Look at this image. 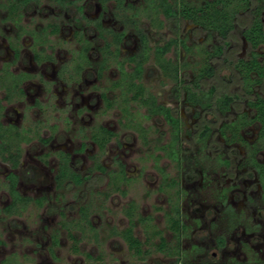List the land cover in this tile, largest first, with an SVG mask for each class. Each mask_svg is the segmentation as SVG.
<instances>
[{
  "label": "rangeland",
  "instance_id": "obj_1",
  "mask_svg": "<svg viewBox=\"0 0 264 264\" xmlns=\"http://www.w3.org/2000/svg\"><path fill=\"white\" fill-rule=\"evenodd\" d=\"M4 1L0 0V3ZM185 1L192 4L202 2ZM126 2L132 6H127ZM144 3V0H124L118 7L114 0H107L104 5L98 0H75V5L84 8L79 12L75 5L59 9L49 0H36L24 10L21 24L30 30L46 26L48 33L50 25L56 23L58 32L48 33L46 53L52 56L51 61L42 60L40 63L33 59L30 35H22L19 42L21 54L12 62L11 70L28 72L33 77L23 83L25 94L22 97L10 103L2 102L0 121L3 125L16 124L20 132L16 137L12 128L6 127L10 130L6 141L11 149L18 147L20 153L18 165L13 169L18 175L17 191L32 200L42 198L43 202L39 206L31 201L14 214L2 212L10 202L5 175L12 170L0 156V264H173L174 259L157 253H152L142 263L128 254L120 239L108 237L110 228L117 231L128 228L127 214L130 213L135 222L133 234L142 243L153 236L155 230L160 231L166 240L171 239L164 213L170 206L168 194L174 196L178 187L160 191L162 174L177 178L179 187L184 190V194L179 195L178 207L187 228L181 240V250L187 256L185 264H201V260H209L212 255L217 264H264V196L261 185L257 174L245 167L246 149L238 143H224L216 130L221 122L233 118L239 110L252 115L246 99L234 105L228 116L218 118L204 112L188 104L184 96L173 95V81L164 76L153 55H149L140 83L145 97L148 94L155 96L182 122V146L189 159L181 164V168L158 148L171 136L161 116H146L145 107L136 100L129 101L127 107L123 103V81L120 80L117 61L125 70L131 71L124 58L139 49L135 26L147 34L152 47L175 36L170 22L160 26L151 24V20L157 22L162 15L144 8ZM4 14L0 7V65L13 57L6 36H13L15 29L2 20ZM74 18L81 20L80 28ZM93 19L101 21L106 36H110L109 30L125 32L118 45L119 56L115 59L111 54L107 55L101 76L97 74V63L104 51H98L102 41L91 22ZM246 22L245 16L237 19L226 51L230 61L249 54L248 44L242 36ZM77 31L92 44L90 63L81 60L83 68L78 72L73 68L79 61L77 51L82 41H76ZM176 31L186 44L198 47L190 52L179 47L176 55L173 52L165 55L186 63L185 79L188 80L193 76L192 67L201 60V51L219 44L220 40L187 20ZM212 64L216 68L215 76L203 86L214 85L221 92L242 94L239 79L228 64L221 60H214ZM64 65L65 71L61 72ZM114 82L120 84H115L108 93L116 101L106 107L101 92ZM253 93L264 96V84L255 87ZM206 122L212 126L214 134L209 150L200 151L192 141ZM96 125L107 127L116 134L103 152L88 138L89 130ZM257 131L258 126L254 123L243 131V136L252 141ZM39 138L47 139V142ZM81 143H84L83 149ZM61 150L70 154L72 169L87 175L88 179L58 190L54 174L58 164L57 152ZM216 157L228 159L229 167L220 165ZM258 158L264 163V150L260 151ZM115 159L125 165L128 180L111 182L106 174L91 169L97 160L109 171L117 172ZM222 190H225L226 203L232 207V213L217 197ZM82 205L90 207L92 231L85 225H75L79 219L78 208ZM235 215V221L231 222ZM138 217H149L150 220L139 223L136 221ZM70 232L77 242L69 237ZM52 234H56L59 241L54 247L55 258L49 251ZM219 237L225 240V247L220 251L215 247ZM152 241L158 240L153 238ZM72 244L79 249L78 254L72 253ZM87 253L102 257L101 263L86 260Z\"/></svg>",
  "mask_w": 264,
  "mask_h": 264
},
{
  "label": "trees",
  "instance_id": "obj_2",
  "mask_svg": "<svg viewBox=\"0 0 264 264\" xmlns=\"http://www.w3.org/2000/svg\"><path fill=\"white\" fill-rule=\"evenodd\" d=\"M8 10L10 14L15 16V24L18 28L22 29L20 24L19 12L20 4L26 5L33 0H14ZM53 2L60 4L64 8H68L67 5L73 3V0H52ZM107 0H100L104 4ZM118 7L122 6L124 0H114ZM144 8H150L156 14H161L162 19L157 18L151 20L152 25H163L168 22L171 23L174 35L171 38L165 40L162 44H155L153 47L149 45L147 34L135 26L136 35L138 38L139 49L136 53L127 55L124 60L126 66L131 68V71L125 70V68L117 61L120 73V80L122 82L121 94L123 95V103L126 105L131 100H136L141 106L145 107L146 116H161L164 122L168 126L170 133V140L166 143L158 146L164 154L174 161L178 168H181V164L187 161L189 156L186 155V150L182 146V122L173 110L158 102L155 96L148 94L146 97L143 92V86L140 83L144 71V63L152 54L164 76L173 81L172 93L175 97L184 96L185 101L191 106L199 107L202 111L211 113L216 117L228 116L229 111L234 105H237L245 98L246 105L252 110V115L246 111L239 110L233 117L221 122L217 126V133L222 138L223 142L232 145L240 144L246 149V157L244 159L245 166L255 170L259 176L261 182L263 196H264V164L259 161L258 155L261 150H264V97L253 93L255 87L264 84V0H202L200 4H192L185 0H144ZM127 6H132L130 3ZM79 10L82 8L77 7ZM240 16L247 17V22L243 26L242 36L248 44L249 54L244 58H237L233 61L227 59L226 51L230 45L232 34L235 31L237 19ZM189 21L196 27L209 34H215L220 42L219 44H213L208 48L203 49L200 62L197 66L192 67V78L186 80V63H180L177 59H171L165 55L169 52H173L176 55L179 47L184 51L190 52L192 49H198L197 45H188L186 41L177 36V29L181 26L183 21ZM154 25V26H155ZM97 27L100 31L102 29L100 23L97 22ZM56 30V26L54 27ZM46 27L39 28L38 31H32L31 34L34 39H38L37 36L47 34ZM111 35L110 41H105L102 47L104 55L99 62L97 68V74L102 75L106 67L107 55L111 54L115 59L119 56L118 45L122 41L124 31L113 32L108 31ZM103 34V33H102ZM100 34L101 36H103ZM84 43L81 45V49L78 52L79 61L76 62L75 71L81 70L82 62L84 60L88 63L87 52L90 44L86 39L82 40ZM15 54H18L17 48L14 49ZM38 58V55H35ZM214 60H221L226 62L230 67V70L239 79L241 93H228L218 91L214 85L204 87L203 84L206 81H210L214 78L216 68L212 64ZM23 79L22 75H12L9 85L5 84V80L0 82V90H4V99H9L12 92L15 90L22 94V89L19 84ZM137 80V81H136ZM119 85V82L112 83L111 86H107L101 93L102 99L106 104V107H111L116 101L115 97H111L108 93L109 90ZM240 91V92H241ZM2 98H0L1 102ZM126 107L124 110L126 111ZM1 109V104H0ZM123 109V108H122ZM252 123H256L258 126V132L255 140L250 143L243 137V131L248 128ZM11 131L18 137L20 132L11 126ZM10 130L0 123V156L2 160L7 162L9 166L14 169L18 165L19 161V148L15 147L11 149L10 143L6 141V134ZM214 131L212 126L208 122L203 123L199 131L194 134L193 143L198 146L200 151L209 150V145L212 140ZM113 130L104 127L102 125H96L89 130L88 138L93 142L100 152L104 151L106 144L115 136ZM44 143L47 139L39 138ZM84 143H82L81 149H83ZM58 164L54 174V181L56 187L63 188L69 185H79L83 181L88 179L87 175H82L74 171L70 165V154L64 151H58ZM93 157V156H92ZM217 162L224 167H229L230 161L223 157H216ZM115 163L118 167L117 172L109 171L106 167L99 163L97 160L93 162L92 170H98L100 173L106 174L110 178L111 182H122L128 180L125 175L124 165L119 159H115ZM178 176V175H177ZM161 184L159 186L160 191H168L169 188H176L175 195L170 196L168 193L169 209L164 213L166 230L171 233L172 240L168 242L162 233L155 230L153 236L147 237L146 243H141L133 236V228L135 222L131 218V214L128 213V228L122 231L115 229L110 230V236L121 238L127 245L130 253L137 257L139 260H145L146 257L152 253H159L167 258H174L173 264H185L187 258L185 252L181 250V240L185 236L187 228L181 220V214L178 207L179 195L184 194L183 188L179 187V182L174 176H167L162 174ZM6 190L10 197V202L2 209L3 213L14 214L17 210L22 209L27 203L33 201L37 205H42L43 199L32 200L29 197L22 196L16 188L18 175L13 171H10L6 177ZM225 190L219 192L218 196L223 205L226 204ZM228 212L232 213V209L229 206H225ZM91 212L88 205H82L78 208L79 219L76 222V227L85 225L89 230H93L92 224L89 220V213ZM150 220L149 217H138L137 222L143 223ZM82 229V227H81ZM69 237L77 242L76 237L69 233ZM153 238H157V242H152ZM54 244H57L54 239ZM225 244L224 238L219 237L216 240V248L221 250ZM145 246L147 248H145ZM74 252H77L75 247ZM90 257V256H88ZM215 260L210 256L209 260H201V264H217Z\"/></svg>",
  "mask_w": 264,
  "mask_h": 264
},
{
  "label": "flooded vegetation",
  "instance_id": "obj_3",
  "mask_svg": "<svg viewBox=\"0 0 264 264\" xmlns=\"http://www.w3.org/2000/svg\"><path fill=\"white\" fill-rule=\"evenodd\" d=\"M36 0H33V1H30V2H28L26 5H23L22 3L20 4V7H19V12L21 13V16H20V24H21V19H22V17H23V13H24V10L25 9H27L30 5H32L34 2H35ZM50 2H52L56 7H58L59 9H62L63 7L60 5V4H57V3H55V2H53L52 0H49ZM13 2H16V1H14V0H6V1H4V2H2V3H0V7L1 8H3L4 9V12H5V14H4V17L2 18V20L5 22V23H8L9 25H12L13 26V28L15 29L14 30V34H13V36H6V40H7V44H8V47L10 48V50L12 51V60L11 61H3L2 63H1V65H0V82H2L3 80H5L4 82H5V84L6 85H9L10 84V81H11V76L12 75H22L23 76V79L21 80V82H20V84H19V86H20V88L22 89V94L20 93L19 94V92H17L16 90L14 91V92H12V95H11V97L9 98V99H4V90H0V98H2V100H1V102H0V104H1V109L0 110H2L3 109V105H2V102L3 101H5L6 103H10L12 100H14L15 98H20V97H22L24 94H25V91H24V87H23V83L25 82V81H27V80H29V79H31L32 77H33V75L32 74H30V73H28V72H22V71H19V72H13L12 70H11V65H12V62H14L15 60H17L19 57H20V54H21V47H20V44H19V42H20V40H21V38H22V35L23 34H29L30 35V37H31V41H30V46H31V50H32V56H33V59H34V61L35 62H37V63H40L42 60L44 61H51V59H52V56L50 55V54H48V53H46V47H48L49 46V44H47V42H48V33H52L53 31L55 32V33H57L58 32V25L56 24V23H52L51 25H50V29L51 30H48V33L45 35V36H43V34H41L40 36H37V38L38 39H34V36L31 34V32L32 31H38V29L39 28H35V29H33V30H30L27 26H25V25H23V24H21L23 27H22V29L21 28H18L17 27V25L15 24V21H14V19H15V16H13V14L11 15L10 14V11L8 10V8H9V6H11L12 5V3ZM98 2L100 3V4H102L101 2H100V0H98ZM128 3H130V2H126V4H128ZM105 4V3H104ZM104 4H102V5H104ZM131 4V3H130ZM73 5H75V0H73V3H71V4H68L67 5V7L69 8L70 6H73ZM81 7L82 9L81 10H79L77 7ZM75 9H77L79 12H83L84 11V8H83V6H81V5H75ZM85 18L84 17V15H81V18ZM263 19V18H262ZM74 21H75V24L80 28L81 26V20L79 19V18H74ZM86 21H88V20H86ZM91 22L93 23V25H94V28L97 30V36L99 37V39H100V41H102V44H101V47L98 49V51H101L102 50V47H103V45H104V42L107 40V41H110L111 40V35H110V33H109V35L110 36H106V35H104V32L106 31V29H104V27L102 26V23H101V21L99 20V19H93V20H91ZM97 22L98 23H100V25H101V27H102V29H104V31L102 32V31H100V29L97 27ZM192 24V23H191ZM194 25V24H193ZM56 26V30L54 29V27ZM195 26V25H194ZM43 27H46V26H43ZM40 28H42V27H40ZM47 29V28H46ZM47 32V31H46ZM53 32V33H54ZM113 32H116V31H113ZM120 32V31H119ZM103 33V34H102ZM125 33V32H124ZM100 34H102L103 36H101ZM125 35V34H124ZM78 36V37H77ZM82 36V33H80V31H77V33H76V41H80V40H84V39H86V41L90 44V47H89V50H88V52H87V58H88V63H90V55H89V53L91 52V48H92V44H91V41L89 40V39H87L86 37H81ZM123 38H124V36H123ZM123 38H122V40H123ZM138 39V38H137ZM122 42V41H121ZM120 42V43H121ZM82 43H84V41H80V43H79V47H78V51H77V54H78V52L80 51V49H81V45H82ZM120 43H119V45H120ZM44 45H45V48H44ZM35 46H38V47H35ZM15 48H17V50H18V54L16 55L15 54V51H14V49ZM38 55V58H36L35 57V55ZM119 54H120V50H119ZM130 54H132V53H130ZM129 54V55H130ZM102 59V55H101V57H100V60ZM100 60L98 61V63H97V68L99 67V62H100ZM76 65V64H75ZM75 65H74V67L73 68H75ZM63 71H65V65L64 66H62L61 67V72H63ZM74 71H75V69H74ZM7 78H10L9 80H7ZM7 80V81H6ZM102 93V92H101ZM101 96H102V94H101ZM264 97V96H263ZM35 103L36 104H38V101H36L35 100ZM0 123H1V125H3V123L0 121ZM252 124H254V123H252ZM251 124V125H252ZM7 125V126H6ZM6 125H3L4 127H11V126H14L16 129H17V126H16V124H14V123H11V122H9V123H7ZM258 132V131H257ZM243 134V133H242ZM257 136V135H256ZM244 137V136H243ZM256 138V137H255ZM255 138L252 140V141H248L246 138V140L248 141V142H250V143H252L254 140H255ZM107 145V144H106ZM81 146H82V143H81ZM80 146V147H81ZM106 147V146H105ZM104 150H105V148H104ZM62 151V150H61ZM65 152V151H64ZM120 160V159H119ZM259 161L261 162V160L259 159ZM115 162V161H114ZM120 162H122L121 160H120ZM261 163H263V162H261ZM264 164V163H263ZM9 165V164H8ZM124 165V164H123ZM246 168H248V170H251V171H254L256 174H257V172L255 171V170H253V169H251V168H249V167H247V166H245ZM118 168V167H117ZM107 169V168H106ZM11 170L13 171V169L11 168ZM108 170V169H107ZM124 170H125V165H124ZM10 172V171H9ZM8 172V173H9ZM14 172V171H13ZM7 173V174H8ZM15 173V172H14ZM6 174V175H7ZM6 175H5V177H6ZM125 175H126V173H125ZM257 177H258V180H259V176H258V174H257ZM259 183H260V185H261V182H260V180H259ZM261 188H262V186H261ZM40 199V198H39ZM34 200H37V199H34ZM224 206H229V207H231L228 203H226ZM226 208V207H225ZM231 209H232V207H231ZM232 211H233V209H232ZM236 217H237V215H235L232 219H230V221L232 222V221H235L234 219H236ZM112 229H115V228H110V229H108V237L109 238H118V239H120L123 243H124V245H125V247H126V250H127V252H128V254L132 257V258H134V259H136V260H138V261H140V262H142V263H144L145 262V260H139L137 257H135V256H133L131 253H130V251H129V249H128V247H127V245H126V243L121 239V238H119V237H113V236H110V230H112ZM116 230V229H115ZM125 230V229H124ZM133 236H134V234H133ZM135 237V236H134ZM136 238V237H135ZM54 239H56V241H57V244L55 245L54 244ZM137 239V238H136ZM139 240V239H138ZM146 240H147V238H146ZM172 240V235H171V239L168 241V242H170ZM140 241V240H139ZM225 241V240H224ZM141 242V241H140ZM152 242H154V241H152ZM142 243V242H141ZM145 243H146V241H145ZM145 243H143V244H145ZM154 243H156V242H154ZM2 244V242L0 241V245ZM58 244H59V241H58V239H57V236H56V234H52L51 235V247L49 248V251H50V254H51V256L53 257V258H55V255H54V247L56 248L57 246H58ZM77 248V246L76 245H74V244H72V248H71V250H72V253H74V254H78L79 253V249L77 248V252H74V248ZM224 247H225V244H224V246H223V248L221 249V250H223L224 249ZM145 248H147L146 246H145ZM220 251V250H219ZM157 254H159V253H157ZM159 255H162V254H159ZM88 256H90V257H88ZM163 256V255H162ZM164 258H167V257H165V256H163ZM212 258L214 259V257H213V255H212ZM85 259L86 260H88V261H95V262H98V263H101V260H102V257H100V256H95V257H93V255L92 254H90V253H87V254H85ZM167 259H174V258H167ZM215 260V259H214ZM174 263V262H173ZM84 264H86V262H84Z\"/></svg>",
  "mask_w": 264,
  "mask_h": 264
}]
</instances>
